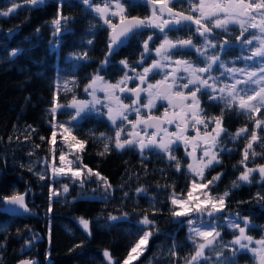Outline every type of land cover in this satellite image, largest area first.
<instances>
[{
  "label": "trees",
  "instance_id": "1",
  "mask_svg": "<svg viewBox=\"0 0 264 264\" xmlns=\"http://www.w3.org/2000/svg\"><path fill=\"white\" fill-rule=\"evenodd\" d=\"M254 1L260 0H244ZM15 2L21 7L7 17L0 16V197L26 194L32 214L8 215L0 204V264H16L25 258L39 264H109L103 255L105 250L113 261L123 264L146 230L153 235L144 254L131 264H189L193 247L187 240L185 225L172 215L171 204L173 196H185L191 182L181 149L177 147L173 154L179 161L177 170L176 161H169L159 152L141 155L133 147L117 149L115 127L104 116L85 114L76 125L65 123L71 119L69 110L51 111L54 106L84 99L85 89L94 76L102 74L111 82L121 80L126 67L120 61L139 67L143 43L148 41L152 46L157 38L155 30L133 36L102 66L110 28L102 26L101 18H96L82 0H44L39 6L29 0ZM90 3L101 6L103 0ZM122 3L127 16L148 18L151 5L143 0L135 6L130 0ZM169 6L186 8L181 1L170 2ZM8 7L10 0H0V11ZM58 14L70 18L69 30L62 27L54 36L52 21ZM150 35L153 39L149 42ZM167 35L191 38V28H180ZM225 36L233 40L237 35ZM14 49L20 51L11 56ZM73 53H87V59L76 61L70 57ZM223 57L233 58L235 52L229 49ZM201 101L211 116L222 118L228 131L245 127L250 138L252 116L238 111L235 105L229 109L205 103L204 97ZM61 124H66L76 137L71 146ZM257 134L259 139L248 155L251 167L264 164V129L258 127ZM77 141H83V146L74 147ZM232 146L235 148L227 146L233 149L225 151L220 164L210 170L220 174L210 192H229L225 209L247 218L248 232L259 237V227L264 226V179L253 178L250 184H239L243 167L241 144ZM62 154L76 159V164H71L83 169L81 179L84 185L87 180L89 188L73 186L69 195L54 196L61 190V180L53 169ZM88 169L106 178L111 187L106 190L104 181L89 174ZM125 214L126 220L108 219ZM144 216L154 222V227H139ZM81 218L90 222V234L81 225ZM211 251L212 264H217L218 259L223 264L233 260L235 264H254L247 253L233 254L230 244L216 243ZM200 264L204 262L201 260Z\"/></svg>",
  "mask_w": 264,
  "mask_h": 264
},
{
  "label": "snow or ice",
  "instance_id": "2",
  "mask_svg": "<svg viewBox=\"0 0 264 264\" xmlns=\"http://www.w3.org/2000/svg\"><path fill=\"white\" fill-rule=\"evenodd\" d=\"M138 0H130V3L135 6ZM189 3L190 9L193 12L199 14L201 18H195L193 15H185L184 13H177L174 12L171 8L167 7L166 0H143V3L149 4L152 7V15L146 19H140L138 17H131L128 18L125 14L124 6L120 3V0H115V8L117 11H111L109 5L113 3V0H103V7L96 6L92 7L90 0H82V3L88 5L89 10L92 11L96 18H103L104 24L108 25L111 28V34L109 37V44H108V53L107 55H113L118 49L124 45L126 41H128L132 36L139 34L141 31L145 29H153L159 30L161 34L164 35V40L160 43L159 47L154 49L158 59L155 60L151 67H146L143 69V73H137L136 79L140 82V84H146V78L149 72H153L154 74H159L161 69H170V71L164 72V80L157 82V85L146 84V88H142L141 91H147L148 89H154L159 92V86L161 84H165L167 90H171L173 87H179L181 89H189V85H192V88L189 89L190 96H184L181 93H176V95L180 98L183 102L191 101V105L195 107H189L188 112L180 115L178 119H184L185 116H190L191 122L193 125L199 123L203 124L205 129L207 128V123H213L215 125L214 132L215 136L211 137V143L209 144L207 140L204 141L208 148L215 147L216 138L220 136L221 132L225 130L221 126V118H213L211 121L205 122L202 119H197L196 113L197 111H202L199 109V101L197 98V92H200L202 89L206 94L209 95V98L212 100H220L223 102L226 108L231 109L233 105H235L238 110L244 112L246 115L251 116L254 113L259 112L261 107H264V41L260 42V45L256 47L255 51H251L248 57H240L239 59H246L249 61H253L250 67L255 68V71H249L247 69H226L225 72H222L221 75L228 78L229 76L232 79L231 84H223L220 77H214L211 75L213 70V65H217L219 68H224L225 63L224 61L220 60L219 55H207V51L209 49L216 51L217 45L212 44L208 37L211 35V29L207 27V23H203V20H206L209 23H213L215 28L223 29L226 31L227 25L229 23L235 22L237 17H245L251 16L249 10L255 9L258 10L257 14H264L260 13L259 10H264V0H260L259 3H245L244 0H216V2L212 4H206V0H198V4H192L191 0H187ZM29 3L32 5L39 6L40 4L44 3V0H29ZM60 3H63V0H60ZM159 4L160 7L157 8L156 5ZM19 7L20 4H17L15 0H10V7L7 8L6 11H0V16L7 17L10 14H13ZM206 8L212 9L211 11H206ZM157 12H159V16H157ZM167 14V19H163V17ZM109 15L112 17H119V24H112ZM222 17V18H221ZM68 17H63L60 14L52 21L53 25L55 26V30L53 35L55 36L57 33L61 32L63 27L64 31H68ZM248 23L252 28H259L261 33L264 34V20H261L260 24L252 23L251 18H249ZM195 28V34L200 36L204 43L201 48H198L191 38L189 39H182L177 37L175 41L168 38L167 33L170 31H177L181 27H189ZM39 31V29H37ZM213 39H218V37H213ZM148 40H152V37L149 36ZM91 44V41H88ZM248 45L252 44V41L246 42ZM227 42H224L220 45L219 51H223L224 47L226 46ZM144 54L151 55L148 47V41H144L143 44ZM195 50L199 54V59L205 64V67L197 68L195 67L190 61L176 59L173 60L172 56L183 53L184 51H191ZM20 50L14 49L11 51L10 55L15 56L18 54ZM70 57L76 61H80L83 59H87V53L77 54L73 53L70 54ZM259 57V61L256 58ZM107 63V56L103 64ZM122 65L127 67L126 61L120 62ZM141 63H143V54ZM175 65L176 67H172ZM179 72H183L184 75H179ZM239 74L240 79H237L236 74ZM207 74V78H203L204 75ZM171 77L172 83H165ZM130 77L125 76V79L118 82L117 85H109L108 88L102 89L105 91L107 96L113 95L109 89L119 88L120 84L125 83ZM185 79L186 82L183 84H178L177 81ZM102 81L103 78L100 76H94L92 79V83L85 89V91L91 90L93 95V100L91 102L85 101H76L75 99L69 105H57L54 106L51 111L55 113L58 108H70L74 110V114L71 115V121H66L65 123L75 122L76 125L79 124L80 120L84 119V115L86 114L87 110L95 109V105L100 103L95 98L96 88L94 85L96 81ZM212 81V83H209ZM219 85V87H218ZM121 92L125 89L119 88ZM131 93H134L139 99L140 92L136 89H129ZM219 93L217 96L216 94ZM147 96L149 98L148 104L143 105V107L148 108L149 105L152 103V91H147ZM246 97V98H245ZM167 99V96L164 97ZM116 111L115 114L113 112V108H108L107 115L109 119L115 124L116 120L119 118L121 122L127 120V116L125 115V111H135L137 115H139V107L136 106V101L133 102V106L131 109L128 108L127 105H120L119 98L116 97ZM99 111V110H97ZM162 123V122H157ZM168 124L173 123L172 120L167 121ZM137 124L142 125L145 129L148 127L156 128V132L152 135L155 136L157 133H161L160 142H157L154 138H149L147 143H145L144 139H128L124 143L120 142V131L115 133V147L117 149H124L126 146H138L141 151L144 148H149L150 150H157L160 153H168L169 160H176L174 156L171 155V144L174 142L173 140H167L165 142L164 136L167 135L166 130L161 131L159 127H157L156 123H151L150 120H138ZM257 127L260 126V121H255ZM60 127L63 129L64 133L67 135L65 136V140H68L71 137V140L75 141L76 137L71 136V130L65 127L64 124H61ZM136 127V125H133ZM178 133L180 131L179 123L176 124ZM247 132V129H240L235 134L234 138H239L241 133ZM131 136V133L129 134ZM101 137H104V134H101ZM43 139V138H42ZM258 138L255 133H251V141H256ZM176 140H185L187 143V139L183 135H177ZM53 143H55V133H53ZM83 141H77L75 146L82 147ZM252 148V143L249 142L247 147L244 150V158H248V151ZM105 150H107V146H105ZM195 150V149H194ZM103 154V153H101ZM205 157H208L206 164H198L196 167L193 164H188L187 168L191 171L196 173L198 176L203 178L204 168L211 166L214 162L219 163L220 161L217 159V155L215 152H209L206 148L203 152ZM255 155V153H253ZM61 162L63 163L65 160L64 155L62 154L60 157ZM70 164V162H69ZM177 170H179V161H176ZM86 167V166H84ZM246 167V165H245ZM54 173L58 174H65L66 169L64 167L54 168ZM67 171L71 172L72 169L69 166ZM253 171L252 169H248L245 171L239 179L242 181L249 180V173ZM89 174H94L98 178L102 179L105 184L106 190L111 186L107 183L106 178L100 177L99 173H92L91 169H88ZM259 172L264 173V167L259 169ZM74 176H80L81 171L78 169L72 173ZM219 180V176L213 177L212 180L208 181V184H212L213 181ZM207 187L206 184H196L195 182L192 184V190L188 192V198L192 201H197L195 204V211L198 214V217H202L207 215L208 217H213V211L219 213L221 209L224 207V200L228 197L229 192H225L223 196H219L216 198H206L204 201H199L198 196H194L193 193L197 189H205ZM67 191V188L64 189ZM143 191V189H137V192ZM214 200H218L219 203L217 204ZM171 203L173 205H179L181 210H173L172 215L174 217H183L189 215L193 209L189 207L188 202L183 199H177L175 196L172 197ZM0 204L4 205H18L21 208L27 210V205L25 204L24 195L21 194H12L7 197H0ZM211 205V209L213 211H208L207 206ZM203 208V210H202ZM110 221H117V220H126L127 215H123L121 217L117 216H110L108 218ZM239 221V222H238ZM81 225L83 228L89 232L90 234V222L81 218L80 220ZM189 225V239L194 244V252L195 254L191 257L189 264H200L202 260L204 264H208L209 257L205 256V249L212 250L215 244L218 242V238L220 237V233L216 231L217 227L221 225H217L213 221H209L207 224L201 222L199 226H193V221H187ZM240 223H243L245 227H241ZM139 227L143 229L149 228V226L154 227V222L149 220L147 216H144L139 222ZM226 226L238 229L239 235L236 236L235 240L231 243L233 245H238L239 250H248L249 246L252 244V238L245 235V229L249 226V222L247 218H240L237 214L236 217L233 219H229L226 221ZM252 227H257L256 225H251ZM206 229V230H202ZM153 235L151 230L144 231L143 235L140 237L139 241L135 244V246L131 249V252L127 259L123 262V264H130V262L135 258L133 257L132 253H137L138 250L142 248V246H146L148 243L149 238ZM198 240H202L203 242H198ZM258 248H252L251 251L254 253V256L258 258L259 264H264V240L256 241ZM174 254V253H173ZM235 254V253H233ZM106 260L109 264H119L118 261H113L111 254L105 250L103 253ZM219 254H217L218 256ZM21 264H34L33 261L26 260L22 261ZM217 264H223V261L218 259ZM231 264H235L233 260Z\"/></svg>",
  "mask_w": 264,
  "mask_h": 264
},
{
  "label": "rangeland",
  "instance_id": "3",
  "mask_svg": "<svg viewBox=\"0 0 264 264\" xmlns=\"http://www.w3.org/2000/svg\"><path fill=\"white\" fill-rule=\"evenodd\" d=\"M174 1L183 2L184 5L186 4L185 7L188 9L189 14L193 15L195 18H201V17H199L198 13L193 12L190 9V6H189V3L187 2V0H166L167 7L170 8L169 3L170 2H174ZM191 2H192V4H198V0H191ZM214 2H216V0H206V4H212ZM224 2H227V0H224ZM259 2L260 1H258V2L254 1V2H249V3H259ZM120 3L123 5L122 0H120ZM103 6H104V4L101 5L100 7H103ZM92 7L94 8L96 6H92ZM156 7L159 8L160 5L157 4ZM109 8H110L111 11H117V9L115 8V0H113V3L109 5ZM124 9H125V7H124ZM152 10L153 9L150 6V11H149V16L148 17H150L152 15ZM211 10L212 9H210V8H206V11H211ZM257 11L258 10L250 9L249 10V12L251 14L250 17L249 16L237 17L235 19V22L229 23L227 25L226 31L223 30V29L215 28L213 26V23H209L206 20L202 19L203 23H207L208 28H210L218 36L222 37L224 42H227L226 46L224 47V50L223 51H219L220 45L223 44L224 42L223 43L220 42L219 44H216L214 42V39H210L208 37L209 41L212 44L217 45V50L213 51V50L209 49L207 51V55H209V56L219 55L220 60L224 61V63H225V67L224 68H219L217 65H213V70H212L213 72H211V75L214 76V77H220V79L223 82V84H231L232 83V79H231L230 76L228 78H225V76L221 75V73L225 72L226 69L237 68V69H247L249 71H255L256 70L255 68L250 67V65L253 63V61H249V60H246V59L242 60V59H239V58L240 57H248L250 55V52L251 51H255L256 47H258L260 45V42L264 41V34L261 33L260 29L259 28H252V27H250V25L248 23L249 18H251L252 23H256V24H260L261 20H264V14H257ZM259 12L260 13H264V10H259ZM159 15H160L159 12H157V16H159ZM109 18L111 19L112 24H113L115 19H119L118 16L117 17H112L110 15H109ZM167 18H168L167 14H165L163 19H167ZM101 20H102V23H101L102 26L110 28L108 25L104 24L103 18H101ZM233 34L237 35V36L234 37L233 40L232 39H228L229 37L225 36V35L230 36V35H233ZM150 36L153 39V35H150ZM155 37H157V38L154 40V46L149 49L151 55L144 54V50L142 51L143 63L140 62V64H142V66L141 67H131L130 65H127L124 76L118 82L124 80L126 75H127V77H130V79H128L125 83L119 85V88L125 89L123 92H121L119 90V88H116V93L113 94V96L115 98L116 97H118V98L123 97L128 92V85L130 83H132V82L136 83L138 81L135 78L136 74L137 73H143V69L144 68L151 67L152 63L155 60L158 59V56L156 55L154 49L159 46V44L161 43V41L164 40L165 37H164L163 34H161L159 32V30H155ZM191 37H199L200 38L199 42H198V45H197L198 48H199V46L201 44L203 45V43H204L203 39L200 36H198L197 34H195V31L193 33H191ZM247 41H252V44L248 45L246 43ZM149 42H150V40H149ZM229 49H231V51L235 52V57L226 59V58L223 57V55ZM173 57L174 56H172V59L175 60ZM141 59H142V57H141ZM141 59H140V61H141ZM259 59H260L259 57L256 58L257 61H259ZM195 61L198 64L197 65V64L194 63L193 65L195 67H197V68L205 67V64L202 61L201 62H198L197 60H195ZM106 64L107 63H105L104 65H106ZM120 65H122V64H120ZM122 66H124V65H122ZM172 67H173V65H172ZM166 70L170 71V69H161L159 74H154L153 72H149L148 75H147L148 80H149V78L153 79V80H150L149 84H152V85L155 86V85H157V82L163 81L164 80V72ZM178 74L182 75V76L184 75L183 72H179ZM236 76H237V79H240L238 73L236 74ZM100 77H102L103 80L102 81H99V80L96 81V84L94 85V87L96 88L95 98L98 101H100V103H97L95 105V109L87 110L86 114H93V115L96 114L98 116L106 117V119L109 121V123L115 127V133L117 131H120V133H121L120 142L121 143H124L125 140L131 139L132 136H129V134L131 133V135H132V130H136L138 127H139L138 128V130H139L138 131L139 132V138L144 139L145 143H147L149 138H154V139L157 140V142H160L161 133H157L155 136H153L152 134L154 132H150V131L146 130L144 127H142L139 124H137V120H136L137 116L140 118V117H143V116H152V115H156L157 114L159 116H162V118H164L167 121L168 120H172L173 121V123L167 124V126H164L161 131L163 132V130H166L167 135L164 136L165 142L167 140H173L174 141L171 144V155L172 156H174L173 154H174L175 149H177V147H179L182 150L181 154H182V157L185 159L186 168H187L188 164H193L194 167H196L198 164H206L208 157H205L203 155V152H204V150L206 148L208 149V151L210 153L211 152H215L216 155H217V159L220 161L219 154H220V152L222 150L230 151L233 148H227L228 145H230L231 147H234V146H232L233 144L240 143L241 144L242 157H243L242 174L245 171H247L248 169H252L253 171H251L249 173V180L248 181H242V180L239 179V184H250L253 178H257V180H263L264 179V173L259 172V169L261 167H264V165L251 167V166L248 165V163H249L248 158L247 159L244 158V150L247 147V145L249 144V142H251L252 145H253L259 139L258 134H257L258 127L256 126L255 121L259 120L260 121V126L259 127L264 129V114H262V113H264V107H261L259 112L254 113V114L251 115L252 116V132L251 133L254 132L255 135L257 136L258 139L256 141H251V134H250V138H248V136H247L248 130L245 133H241L239 138H234L235 134L238 132V130L245 129V127L244 128H240V129H236L235 131H228L225 127H222L225 131L221 132L220 136L216 138L215 147L208 148V145H206L204 143V141L207 140L209 144L211 143V137L215 136V132L213 131L214 128H215V125L213 123L209 122V123H207V128L205 129L203 124L197 123V124L193 125L192 122H191L190 116H185V118L182 119V120L178 119V117L180 115H183L184 113L188 112V109H189L190 106L191 107H195V106L191 105V101L190 100L188 102H185V104L183 102V104H184V105L182 104L183 107H180V108H177V109L173 108L176 111L170 109V108H172L170 106L164 107L162 105H159L160 99L156 97V92H155L156 90H154V89H148L147 90V91H152L153 92V96L151 98L152 103L149 105L148 108L143 107V105L148 104V102H149V98L147 96V91H146L145 97H143L142 100L140 101V104L137 105V107H139V115H137V113L135 111H127L126 110L125 111V115L127 116V120L123 121V123H122L121 119L118 118L116 120L115 124H113L112 121L109 119V117L107 115V111H108V108L111 107V108H113V112L115 114V111L117 110L116 107H115V104L114 103H110L108 100H106L107 102L103 101L102 98H101L100 93H98L99 90L101 92V88H102L101 85H108L110 83V81L107 80L102 74H100ZM203 78H207V74H205ZM118 82H117V84H118ZM166 82L172 83L171 77H169V80L166 81ZM185 82H186L185 79L177 81L178 84H183ZM91 83H92V81H91ZM209 83H212V81H209ZM111 85H113V83H111ZM189 86H192V85H189ZM218 87H219V85H218ZM145 88H146V86H145ZM173 91L175 93L179 92L182 95L186 96L185 89H181L179 87H173ZM200 92H204V90L202 89ZM206 95H207V97H208V99L210 101H213V102H216V103L224 105L222 101H220V100H212V99L209 98L208 94H206ZM216 95L218 96L219 93H217ZM92 100H93V95L91 93V90H89V91H86V95H85L84 99L77 100V101L91 102ZM162 101H165V100H162ZM104 104H106V107H104ZM120 105L121 106L127 105L129 109H131L132 106H133V104L131 102L130 103L129 102H124V103L120 102ZM199 109L202 110L200 102H199ZM64 110H69L71 112V114H74V110L70 109V108H58V110L56 112L64 111ZM97 110H99V111H97ZM237 110H238V108H237ZM238 111H240V110H238ZM242 113L245 114L244 112H242ZM202 115H203L202 111H197V113H196L197 119H202L205 122L211 121L213 118H217V117H212L210 115H207V117L202 116ZM221 120H222V118H221ZM68 121H71V119L68 120ZM71 123H73V122H71ZM177 123H179V125H180L179 133H178V130H177V127H176ZM129 124H134V125H136V127H133V126L129 127L130 126ZM221 126H222V122H221ZM65 127H66V124H65ZM66 135L67 134L65 133V136ZM177 135H183L187 139L188 142L185 143V140L177 141L176 140V136ZM71 136H74L72 130H71ZM247 140H248V142H246ZM71 144H72V140H71V137H70L69 146H71ZM133 148H134V150L139 152L141 155H144V154H146V152H149V151L159 152L157 150H150L147 147L144 148L143 151H141V149L138 146H134ZM251 149L248 151V155L250 154ZM161 154H164V155H166L168 157V153H161ZM64 157H65L64 162L62 163L61 160H60L59 163H58V166L56 168L64 167L66 169V172H65V174L55 173L56 176L58 177V180H61V182H60L61 190L59 192L55 193L54 196L55 195H63V196L69 195L70 191H71V188L73 186L74 187L75 186L78 187V186L84 185V182L81 179L82 178L83 169L81 167L77 166V165H73V164H76V162H75L76 159H72V157H68V155H65V154H64ZM174 157L177 160V157L176 156H174ZM176 160H169V161H176ZM69 162H70V164H69ZM71 162H73V164H71ZM219 163H215L214 162L211 166L205 167L204 168V172H203V178L198 176L196 173L191 172L187 168V170H188V172H189V174L191 176V182H190L189 190L187 191L185 196H183V197H175V198L183 199V200L187 201L189 207H191L193 209V211L187 216L174 217V218L176 219V221L178 223H181V221H182L183 224L185 225L186 229H187V240L191 243V246L193 247L192 256L195 254V252H194L195 246L191 242V240L189 239V225H188L187 221L188 220H192L194 222L193 226L195 227V226H199L202 221H203V223L207 224L211 220L214 223H216L217 225H221V226L217 227V229H216V231H218L220 233V237L218 238V242L217 243L230 244L234 253H238V252L247 253V254H249L252 257V261H253L254 264H259L258 258L254 256V253L251 251V249L259 247V245H257L255 243L256 241L264 240V226L259 227V234H260L259 237H256L254 235H250V233L248 232V227H249L248 226L245 229V235L248 236V237H251L253 242L249 246L248 250L236 251V249H238L239 246L238 245H233L231 242L235 240L236 236L239 235V232H238V229H233V228H230V227L226 226V221L229 220V219H233L234 217L237 216L238 213L237 212H231L229 209H225L226 204H225V200H224V202H223L224 203V207L221 209V211L219 213L214 212L211 209V205L210 204L207 206V210L208 211H213V217H208L207 215L202 216V217H198L197 212L194 210L195 209V204L197 203V201H192V200H189V198H188V192L192 190V184L194 182L196 184L203 183V184L207 185V187L205 189H197L193 193L194 196H198L199 197V201H204L206 198H216V197H219V196H223V195H213L210 192L211 188L214 187L219 180L213 181L212 184H208V181L212 180L213 177L219 176V179H220V174H215L212 171H210L211 169H213ZM245 165H246V167H245ZM69 166L72 169L71 172L67 171ZM78 169L81 171V175L77 177V176H74L72 173L75 172ZM88 180H90V178H88ZM84 186H87V188H89V185H87V180H86V184ZM65 187L67 188V191L64 190ZM214 202H216L217 204L219 203L218 200H214ZM261 205H263V204H259V206H261ZM2 209H3V207H2ZM172 209L173 210H181L179 205H173V204H172ZM202 210H203V208H202ZM238 215H239L240 218H245L243 215H240V214H238ZM240 226L241 227H245V225L243 223H240ZM202 230H206V229H202ZM198 242H203V241L202 240H198ZM147 245H148V243H147ZM147 245L146 246H142V248L140 250H138V254L137 253H132L133 257H135V258L130 262V264L132 262L136 261L141 255L144 254V252H145V250L147 248ZM204 255L209 257L208 262H209V264H212V262L214 260V255H213L212 251L206 248Z\"/></svg>",
  "mask_w": 264,
  "mask_h": 264
},
{
  "label": "flooded vegetation",
  "instance_id": "4",
  "mask_svg": "<svg viewBox=\"0 0 264 264\" xmlns=\"http://www.w3.org/2000/svg\"><path fill=\"white\" fill-rule=\"evenodd\" d=\"M174 12H186V13H188L189 14V11H188V9L187 8H171ZM189 15H191V14H189ZM208 27V26H207ZM181 28H187V29H189V27H181ZM195 31V28L194 27H192L191 28V33H193ZM213 37H218V39H214V42L216 43V44H219L220 42H224L223 41V38L222 37H220V36H216V34H211V35H209V38L210 39H213ZM171 40H173V41H175L176 40V38H170ZM183 39H189V37H187V38H183ZM191 39L193 40V43L197 46L198 45V42H199V37H191ZM162 42V41H161ZM159 44V43H158ZM160 45V44H159ZM159 47V46H158ZM200 47H202V44L199 46V48ZM174 57V59L176 60V59H181V60H187V61H190L192 64H197L196 63V61L195 60H199L198 62H201V60L199 59V54L195 51V50H191V51H184L183 53H179V54H176V55H173ZM198 65V64H197ZM142 66V64H139V67H141ZM173 67H176L175 65H173ZM213 72V71H212ZM150 80L151 79H147V83L146 84H149L150 83ZM117 82L118 81H113V82H111L110 81V83L108 84V85H101V92H100V90L98 91V93H100V95H101V98H102V100L103 101H106V100H110V99H114L115 100V102H113L114 104H116V98H114V97H109V96H107L106 95V93H105V91L104 90H102V89H105V88H108V86L109 85H111V83H113V85L112 86H114V85H116L117 84ZM152 82V81H151ZM133 83V82H132ZM132 83H130L129 85H128V90L130 89V88H132V87H134V85H132L131 86V84ZM169 83V82H168ZM192 88V86H189V89H191ZM189 89H185V91H186V96H190V92H189ZM109 91H113L112 93L114 94V93H116V88H114V89H109ZM202 93H204V92H197V98H198V100H199V102H200V104H201V108H202V112H203V115L202 116H205V117H207V115H210L209 114V112H207V110H206V108L205 107H203L202 106V101H201V98L202 97H204V101H205V103H209V102H212V103H216V102H213V101H210L209 99H208V97H207V95L204 93V94H202ZM203 95H205V96H203ZM167 99H165L164 97H162V98H159L157 95H156V97L157 98H159L160 99V103H159V105H162V106H164V107H167L168 106V103H167V100H168V98L170 99L171 97H177V98H179L177 95H176V93L173 91V88L167 93ZM126 99H128L127 98V95L125 94L123 97H121V98H119V102H126ZM162 100H165V101H162ZM107 102V101H106ZM184 104H185V102H184ZM183 104V105H184ZM216 104H219V103H216ZM222 105V104H221ZM161 106V107H162ZM181 107H183V106H181ZM170 108V107H169ZM158 109V108H157ZM170 109H172V110H174V111H176L175 109H173V108H170ZM157 115V114H156ZM159 116V115H158ZM211 116V115H210ZM160 117H162V116H160ZM212 117H215V116H212ZM217 118H220V116H216ZM167 121V120H166ZM168 124V123H167ZM167 124L165 125V126H167ZM141 126V125H140ZM222 127H224L223 126V121H222ZM139 128V127H138ZM138 128L136 129V130H132V132H134L135 133V137H134V140L135 139H138L139 138V130H138ZM151 132H155V131H151ZM126 141V140H125ZM132 147H134V146H132ZM225 151L224 150H222L221 152H220V154H219V158H220V156L224 153ZM250 160H252V159H250ZM249 160V161H250ZM242 163H243V158H242ZM220 164V163H219ZM218 164V165H219ZM218 165H216V166H218ZM263 164H260L259 166H262ZM256 166V165H255Z\"/></svg>",
  "mask_w": 264,
  "mask_h": 264
},
{
  "label": "water",
  "instance_id": "5",
  "mask_svg": "<svg viewBox=\"0 0 264 264\" xmlns=\"http://www.w3.org/2000/svg\"><path fill=\"white\" fill-rule=\"evenodd\" d=\"M179 13V12H177ZM186 15V14H185ZM133 17H136V16H133ZM128 18H131V17H128ZM140 18V17H138ZM140 19H143V18H140ZM119 24V22L117 23V25ZM146 30V29H145ZM110 34H111V31L109 32L108 34V40H109V37H110ZM211 34H212V31H211ZM129 41V40H128ZM126 41L124 43V45L128 42ZM109 44V43H108ZM123 45V46H124ZM121 46L118 51L123 47ZM107 50H108V45H107ZM118 51H116L115 53H117ZM108 53V51H107ZM114 53V54H115ZM108 57L112 56V55H107ZM167 83V82H165ZM145 84H140V82H138V85L133 88V89H136L137 91L140 92V95H139V99L137 100V97L135 96L134 93H131L129 92L128 93V96L130 98H132L133 102L136 101V104L145 96V91H141L142 88H144ZM160 90L159 92H157L158 96L160 97H163L165 95H167V93L169 92V90L166 89L165 87V84H161L159 86ZM112 102H114L115 100L112 98L110 99ZM183 101L180 100V98H177V97H171L169 99V104L173 107H180L181 104H182ZM145 120H150L151 123H156L157 124V127H159L160 129H162V127L166 124V121L162 118H159V117H149ZM157 122H162V123H157ZM147 129L149 130H156V128H153V127H148ZM135 135H133L134 137ZM21 195H24V200H25V204L27 205V210H25L24 208H21L20 206L18 205H4L2 211H4L5 213L9 214V215H14V216H23V215H28V214H32V212L30 211V208L28 206V203L26 202V198H27V195L26 194H21ZM26 260H30V261H33L34 264H39V262L35 259H29V258H25V259H22L21 261H19L17 264H21L22 261H26Z\"/></svg>",
  "mask_w": 264,
  "mask_h": 264
},
{
  "label": "bare ground",
  "instance_id": "6",
  "mask_svg": "<svg viewBox=\"0 0 264 264\" xmlns=\"http://www.w3.org/2000/svg\"><path fill=\"white\" fill-rule=\"evenodd\" d=\"M26 202L28 203V196H27V198H26ZM28 206H29V204H28ZM3 207H4V204H3ZM30 208V207H29ZM12 216H14V215H12ZM24 216V215H23Z\"/></svg>",
  "mask_w": 264,
  "mask_h": 264
}]
</instances>
